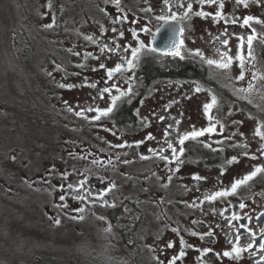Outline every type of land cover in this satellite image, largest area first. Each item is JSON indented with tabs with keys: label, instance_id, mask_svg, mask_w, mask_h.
<instances>
[{
	"label": "flooded vegetation",
	"instance_id": "obj_1",
	"mask_svg": "<svg viewBox=\"0 0 264 264\" xmlns=\"http://www.w3.org/2000/svg\"><path fill=\"white\" fill-rule=\"evenodd\" d=\"M52 1V8L55 2L60 1L62 39L57 38L59 29L47 32L45 22L38 23L29 12L28 27L22 16L14 11L11 19L14 37L10 48L17 59L9 64L8 69L4 68L0 77V109L8 114L1 118L0 126V202L6 198L14 200L23 194L31 197L33 192L37 196L40 191L44 200L38 201L36 208L51 224L56 225L53 218L57 216L61 221L56 226L62 227L65 250L62 255L52 253L45 260H40L41 255L35 254L37 264L53 259H60L63 264H169L184 247L180 244V237L195 247H184L186 255L176 264H255L259 256L251 252L243 253L242 258L236 260L217 258L213 253H222L232 247L229 240L234 241V237L229 234L225 219L232 212L253 218L251 222L245 218L232 223L236 226L249 224L258 233L257 243L261 242L259 228L264 226V218L258 224L256 217L264 212V176H257L236 194L212 204L207 201L201 203V200L204 194L230 186L254 166L264 164V158L253 160L243 156L239 157V163L225 164L227 159L239 156L243 151L230 145L247 142L248 150L256 152L261 143L258 137H254V132L257 124L264 121V79L253 81L255 87L250 93H237L235 89L247 86L250 72L264 73V24L250 22L251 28L256 30L252 46L255 60L247 64L244 81L235 79L240 74L238 62L234 61L231 69L224 71L209 66L193 52L200 49L204 57L219 59L216 51L219 49L236 57L240 51L238 37L251 34V28L242 26L243 18L251 15L264 20V0L259 3L249 0L247 8L237 5L235 0H224L223 11L227 18L229 21L238 18V23L225 25L223 21L214 23L211 17L205 19L193 15L191 21L185 23L186 30L182 34L179 22L163 23L155 18L167 14L162 11L165 7L163 0H121L120 7L128 14V19L115 24L113 20L118 19L121 13L115 5H106L104 0ZM189 2L193 4V11L201 7L198 0H185V6ZM18 4L19 0L14 6ZM149 7L151 12L144 11ZM202 7L209 12L216 10V5ZM101 9H106L107 14ZM173 11L182 12L183 9L173 8ZM145 26L149 32L140 31ZM102 27L107 31L102 33ZM113 27L118 29L116 33L111 31ZM131 29L137 31L139 40L160 51H142L132 72L119 73L112 81H106L105 70L99 69V64L114 67L123 63L124 56H131V49L127 53L101 54L100 46L104 43L111 46L115 38L121 46L130 44L138 47L139 41L133 38ZM225 29L229 43L221 47L214 38L221 36L223 39L221 34ZM121 30L123 37L118 35ZM86 36H93L98 43L85 39ZM181 39L184 41L181 48L184 59L166 55L165 50L171 49L173 42L179 44ZM244 51L246 55V40ZM86 53L93 55L85 60ZM95 56H99V60L93 58ZM80 64L85 67H78ZM149 65L157 69L149 72ZM184 65L187 69H178ZM129 76L133 77L130 83L135 93L130 97L131 102H128L129 97L122 98L114 112L99 121L76 115L81 108L88 106L107 107L110 97L106 94L103 100L99 99V89L113 82L122 89L127 88ZM85 78L88 82L98 81L97 88L81 86ZM60 84L76 86L61 88ZM197 84L204 90L194 92ZM113 94H116L115 90ZM213 94L217 96L218 104L206 113L204 105L210 103ZM242 96L248 98L241 99ZM171 101L177 103L165 109ZM69 107L73 111H69ZM85 115L91 117L96 113ZM159 116H165V120L160 121ZM144 117L150 121L147 126L142 122ZM171 117L180 120V133L192 130L193 126L200 129L216 123L215 132L206 133L196 141H186L181 158L184 162L180 171L174 174L169 172V168H175V162L166 165L165 161L149 152L150 148L157 151L162 146L166 148L164 129L173 123ZM233 121L243 123L234 124ZM220 125H223L222 131ZM148 133H152L155 139H146ZM232 133L236 135L225 139ZM175 135L176 129H173L174 143ZM141 140L144 143L136 146L134 142ZM221 140L222 144L216 143ZM125 141L131 146L114 147ZM206 143H210L212 148L205 147ZM141 154L149 158L141 159ZM223 167L226 171L221 175ZM64 172L70 174L66 179L61 178ZM194 173L207 179L195 181L192 178ZM170 174L173 175L171 182L167 179ZM84 178H87L86 187L90 189L89 200H76L67 184L76 185ZM218 180L222 185L217 183ZM112 182L116 187L104 196L109 201V205H104L98 194ZM61 183L65 185L63 190L54 187ZM65 193L69 194L61 202L59 197ZM92 200L96 202L91 203ZM194 201L197 207L191 206ZM241 202L247 205L243 209L239 207ZM113 203L115 206H110ZM60 204L67 207H57ZM77 208L84 211L76 212ZM213 208L217 211L213 212ZM225 208L228 211L221 215ZM81 215L83 220L71 218ZM109 225L110 232L106 231ZM175 228L179 232L172 230ZM210 229L214 232L212 238L201 240L199 236L192 235V232L205 233ZM241 232L244 234L241 238L243 244L248 233L243 229ZM71 240L77 243L75 249H71ZM6 241L8 239L0 238L2 250ZM169 241L175 246L167 247ZM203 248H211L213 252L202 254L200 250ZM4 252L10 259H4L0 264H26L22 251Z\"/></svg>",
	"mask_w": 264,
	"mask_h": 264
},
{
	"label": "snow or ice",
	"instance_id": "obj_2",
	"mask_svg": "<svg viewBox=\"0 0 264 264\" xmlns=\"http://www.w3.org/2000/svg\"><path fill=\"white\" fill-rule=\"evenodd\" d=\"M106 5H115L116 8L119 10V12L121 13V16L118 19H114L113 23H118L121 22L123 20H127L128 19V14L124 11L123 8L120 7L121 5V0H104ZM237 5H243L245 8H247L249 6V0H235ZM257 3L260 2V0H256ZM163 4H164V9H162V11L166 12V15H160L155 17L158 21H162L163 23H168L169 21H177L180 24V33H184L185 29V23L186 22H190L192 19V16H196V17H202V18H209L211 17L214 23H220V21H223L225 25H227L228 23H232V24H236L238 23V18H233L231 19V21H229V19L227 18L226 14L224 13L223 9L225 7L224 5V0H198V4L201 6L199 7V10L193 11V4L191 2L187 3V5L185 6V0H163ZM203 5H216V10L214 12H209V11H205L204 8L202 7ZM51 5L49 4V7ZM173 8H177V9H183L182 12L179 11H173ZM102 12H105L107 14V10L106 9H101ZM144 11L147 12H151L152 9L149 7L147 9H144ZM252 21H255L256 23L259 24H264V20H260L258 17H254L251 15H248L246 17L243 18L242 21V26H248L249 28H251V23ZM45 27H52L51 24L49 25H45ZM157 32H159L160 28L157 27ZM107 29H104L103 27L101 28V32H106ZM112 32L116 33L118 31L117 28L113 27L111 29ZM140 31L143 32H149L150 29L148 27H142L140 29ZM132 32V36L134 39L139 41L138 47H132V45H127V46H121L120 44L115 42V38L113 40L112 45L110 46L108 43H104L100 46V53L104 54L106 52L108 53H112V52H124L127 53L129 49H131V56H124L123 57V63H117L115 64L114 67H107L106 64L104 63H100L99 64V69H104L105 70V74H106V81H112L113 78L119 74V73H123V72H132L136 66H137V61L139 60V54L144 51V50H149L151 52H157L160 51L159 49L155 48V47H149L148 45H146L144 43V41L139 40L137 31L135 29H131ZM119 37H123L124 36V32L121 30L118 33ZM224 38L221 39V36H217L214 38L215 41H219L221 47L227 46L229 43V40L227 38V29H225V31L221 34ZM235 35V33H234ZM256 35V30L254 28H251V34H248L246 36L244 35H240L238 37V39L240 40V44L238 45L239 48V52L237 54L236 57H233L231 55L228 54V51H224L221 52L219 49H217V55L219 57V59H211V58H206L204 57V54L201 52L200 49H195L193 54L195 56H199L202 60H204L209 66H215L218 69L224 70V71H229L232 67V64L234 61L238 62V66L240 68V74L235 77L236 80L239 81H244L245 80V76H246V70H247V64L252 61L255 60V56L253 55V40L254 37ZM85 39L91 41L92 43H98L97 40H94L92 36H86ZM245 40H246V48H247V52L245 55ZM184 46V41L183 39H181L179 41V44H177L176 42H173V46L171 49L165 50V54L166 55H171V56H175V57H179L180 59H184V56L182 55L181 52V48ZM71 51V50H69ZM75 55H80V53H75ZM92 53H86L85 54V60L89 57L92 56ZM97 60H99V56H95L93 57ZM126 65V66H125ZM59 67V66H58ZM78 67H85L84 64H80L78 65ZM93 71H97L96 68L92 69ZM78 75V74H77ZM133 79L132 76L128 77V87L127 88H121L116 82H113L111 85L109 86H105L101 89H99L98 92V98L103 100L104 96L107 94L110 97V103L107 107L101 108L99 106H88L86 108H81L80 111L76 112L77 116H82L85 119H90L92 121H99L101 120L102 117H109L110 114H112L114 112V110L117 107V102L121 101L122 98L125 97H129L128 102L130 101V97L135 95L134 93V89L132 87V84L130 83V81ZM258 79H264V73H256V72H250V79L247 81V86L246 87H240L238 89H235V91L237 93H250L255 85L253 83V81H256ZM99 82L98 81H93V82H88L87 78H85L84 83L81 86H86V87H90L93 89L97 88V84ZM61 88H73L76 85L73 84H60L59 85ZM115 90L116 94H113ZM204 89L197 84V86L193 89L194 92H201ZM191 97H189L190 99ZM241 99H247V96H242L240 97ZM95 99V98H93ZM141 104H143V101L140 102ZM177 103V101H171L170 104L165 105V109L169 108L171 106V104ZM249 103H251V101H249ZM65 104H67V101H65ZM218 104V98L215 94H213L211 96V101L210 103H207L204 105V110L207 113L210 109H212L214 106H216ZM259 107V106H257ZM69 111H73V109L71 107L68 108ZM88 112H95L96 115H93L91 117L86 116L85 114ZM137 114H139V109H137ZM231 114V112L229 113ZM153 115H155V113H153ZM182 115V113H181ZM158 119L160 121H164L165 120V116H159ZM209 119L211 120V117H209ZM171 120L173 121V123H169L167 125V127L164 129V144L166 145L165 147H161L159 149V151H157L156 149H149V152H151L153 155L158 156L159 159H161L162 161L166 162V165H171L173 164V162H175V168H169V172L174 174L176 172L180 171V165L183 164V160L181 159L184 156L185 153V143L186 141H196L198 140L199 137L204 136L206 133H213L216 131V123H210V126L207 128H200V129H196L195 126L192 127V130L190 131H185L183 133L179 132L178 129V125L180 124V120L177 119L176 117H171ZM142 122L145 123V125L147 126V124H150V121H148L147 117L142 118ZM217 123H219L217 121ZM234 124L237 123H243L242 121H233ZM221 127V131L223 130V125H220ZM176 129V135L174 137L175 139V143L173 142V138H172V130ZM109 131H111V129H108ZM236 133H232L231 136L229 137H225V139H231L233 136H235ZM241 136L244 135V133H240ZM254 137H258L261 141L260 146L256 149V152H250L249 149V145L247 142H243V143H237V144H232L230 145L233 148H241L243 149V151L238 155H233L232 157H230L229 159H227L225 161L226 165H231L234 163H239V157L243 156L249 159H258V158H264V121H260L256 128H255V132H254ZM146 139L148 140H154L155 137L152 135V133H148L146 136ZM136 144V146H139L140 144L144 143L143 140L141 141H136L134 142ZM217 144H222L223 141H216ZM125 146H131L128 145L127 141H125L123 144H118V145H114V147H125ZM205 147L208 148H212V145L210 143H206L204 144ZM213 151H215L216 149H212ZM221 151L223 149H220ZM168 152L167 155H165V152ZM257 153L259 154V156L257 155ZM82 159L86 158V157H80ZM149 157L144 156L143 154H141V159H148ZM13 159H15V157H13ZM93 163H100V161H93ZM109 163H111V161H109ZM125 163H128V161H125ZM226 171V167L222 168V172L221 175H223V172ZM70 175L69 173H61V178L62 179H66L67 176ZM257 176H264V164H258L256 166H254L252 168L251 171L247 172L245 175H243L241 178L235 179L230 186L227 187H220L218 189L212 190L206 194L203 195L201 203L207 201L209 204L214 203L215 201H217L218 199H223V198H227L229 196H232L234 194H236L238 192V190L245 185H248L249 182L253 181ZM192 178L195 181H201V180H206L207 177H203L201 175H199L198 173H194ZM168 181L171 182V180L173 179V175H169L167 177ZM48 182V181H46ZM50 183V182H49ZM218 184L222 185V181H217ZM87 185V178L81 179L76 185H73L72 183H68L67 184V189L71 190V192L74 194L73 198L76 200H80V201H88L89 200V194H90V189L86 187ZM167 186V185H165ZM54 187H58L60 189H64L65 185L63 183L58 184ZM116 185L114 182H112L110 184L109 187H106L101 193H99V199L101 201V203H103L104 205H109V201L104 199V196L110 192L113 188H115ZM186 187V186H185ZM83 192V194H81ZM69 193H65L64 195H61L59 197V200L61 202L65 201L66 199V195H68ZM91 203H95V200L90 201ZM110 206L114 207L115 204H111ZM192 207H197L198 205L196 204V202L194 201L193 204L191 205ZM247 205L243 202H241L239 204V207L241 209L245 208ZM57 207L60 208H65L67 207L66 204H60L57 205ZM76 212H83L84 209L83 208H77L75 209ZM213 212H216L217 210L215 208L212 209ZM228 211L227 208L223 209V211L220 213L221 215H223V212ZM72 219H80L83 220L84 217L81 216H73L71 217ZM247 218L248 221H252V217L251 216H247V214H245V216H240L238 215L236 212H232L230 217H226L225 219L227 220V223L229 225V234L234 237V241L233 240H229V243L232 244V247L229 250H224L222 253L220 252H214L213 254L217 257V258H222V257H226V258H230L233 260L236 259H240L242 258L243 253L245 252H251L254 256H259V259L256 260L255 264H262V262H264V226H261L259 228V236H260V241L259 243H257V231L253 228L250 227L249 224L247 223H239L238 226L233 225V221H241L243 219ZM261 218H264V212L260 213L259 216L256 217V221L259 224ZM54 223L56 225H59L61 223L59 217H54ZM100 219H103V217H101ZM195 223V221H194ZM217 227H219V225H217ZM241 229L245 230L248 233V236L246 238V243L241 244V238L244 235L241 232ZM174 232H179L178 228L172 229ZM106 231H111V225H109L106 228ZM193 236H199L201 240H203L205 237H209L212 238L214 237V232L210 229L208 232L205 233H197V232H192ZM180 244L183 245L184 247H195L194 245H188L186 244V242L184 241L183 237H180ZM175 244L172 241H169V243L167 244V247L171 248L174 247ZM184 247H181L180 251L178 252V255L173 256L171 258V260L169 261V264H176L177 260L182 259L185 255L186 252L184 251ZM202 252V254H207L210 252H213V249L211 248H203L202 250H200ZM161 264H163V262H161Z\"/></svg>",
	"mask_w": 264,
	"mask_h": 264
},
{
	"label": "rangeland",
	"instance_id": "obj_3",
	"mask_svg": "<svg viewBox=\"0 0 264 264\" xmlns=\"http://www.w3.org/2000/svg\"><path fill=\"white\" fill-rule=\"evenodd\" d=\"M16 2L17 0H0V19L7 20L9 15L13 18L15 11L16 15L22 16L23 23L30 27L26 20L29 17L28 14L31 13L38 23L43 24L45 22L44 25H52V27H44L47 32L48 30L59 29L57 38L58 40L62 39L61 29L63 21L60 13V1L55 2L53 8L49 7V4L53 3L52 0H19V4L14 6ZM31 33L34 34V32ZM57 38L55 37V39ZM0 41V77H2L3 75L1 74L4 72V68L8 69L9 64L15 63L17 58H14L11 52L12 48L10 46H12V42L7 36L6 29L3 36L0 37ZM38 41H40V38ZM42 65L45 67L44 64ZM43 71L47 72V70ZM4 115L8 114L2 113L0 109V126H2L1 118ZM38 193L39 195L37 194V196L33 192L31 197L30 195L24 197L23 194L22 197L14 200L6 198L0 202V238L8 239V241L3 243V250L0 248V263L4 259H10L4 251L13 252L18 249L19 252L22 251V259L26 264H37L34 258L35 254H40V260H45L52 253L62 255L65 250L64 240L61 237V225L57 227L48 222L45 214L36 208V206H39L38 201L44 200L40 191ZM71 242L73 244L71 249H75L77 243L74 240H71ZM8 264L15 263L10 262ZM45 264L63 263L60 259H53V261Z\"/></svg>",
	"mask_w": 264,
	"mask_h": 264
},
{
	"label": "trees",
	"instance_id": "obj_4",
	"mask_svg": "<svg viewBox=\"0 0 264 264\" xmlns=\"http://www.w3.org/2000/svg\"><path fill=\"white\" fill-rule=\"evenodd\" d=\"M11 19L12 18L10 17V15H9V17H7V20L0 19V37L3 36V34L5 32V29H6L7 36H9L10 41H12L13 37H14V32H13V30L11 28V26L13 24ZM21 34L23 35L24 33L21 32ZM148 68H149V72H154V70L157 69V67L152 66V65H149ZM178 69L179 70L180 69L181 70H185V69H187V66H185V65L184 66H180Z\"/></svg>",
	"mask_w": 264,
	"mask_h": 264
}]
</instances>
